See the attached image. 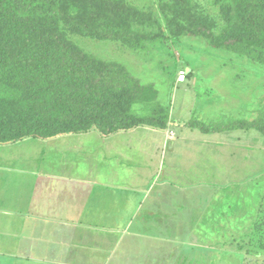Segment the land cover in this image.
I'll list each match as a JSON object with an SVG mask.
<instances>
[{
  "label": "crops",
  "instance_id": "obj_1",
  "mask_svg": "<svg viewBox=\"0 0 264 264\" xmlns=\"http://www.w3.org/2000/svg\"><path fill=\"white\" fill-rule=\"evenodd\" d=\"M168 134L138 126L0 143V264H229L237 209L223 216L220 202L237 185H222L206 133Z\"/></svg>",
  "mask_w": 264,
  "mask_h": 264
},
{
  "label": "trees",
  "instance_id": "obj_2",
  "mask_svg": "<svg viewBox=\"0 0 264 264\" xmlns=\"http://www.w3.org/2000/svg\"><path fill=\"white\" fill-rule=\"evenodd\" d=\"M224 25L192 0H161L163 24L126 0H0V143L138 126L164 129L168 109L149 108L158 97L125 66L86 52L70 33L118 40L143 49L168 32L200 36L221 51L264 64V0H221ZM145 105L148 114L135 111ZM190 120L203 132L256 129L264 135V95L246 118ZM252 223L247 251L264 258V209ZM258 241V245L253 244Z\"/></svg>",
  "mask_w": 264,
  "mask_h": 264
},
{
  "label": "rangeland",
  "instance_id": "obj_3",
  "mask_svg": "<svg viewBox=\"0 0 264 264\" xmlns=\"http://www.w3.org/2000/svg\"><path fill=\"white\" fill-rule=\"evenodd\" d=\"M160 1L126 0L138 9L151 13L153 18L163 24L159 11ZM192 1L196 9L212 19L214 30L220 31L224 25L221 0ZM69 35L86 52L103 60L120 63L140 82L155 86L158 97L149 108L160 106L168 109V137L176 136L185 141V136L201 137V133L208 135L201 137L203 140L209 139L202 147L208 152L206 156L213 152L218 158L217 175L222 185H237L238 189L233 193V201L220 202L223 216L230 215V206L237 209V218L231 232L234 233L235 226L236 232L240 233L239 254L226 255L224 259L229 264H264L262 256L249 253L247 249L250 246L246 248L254 237L252 218L255 219L261 204V210L264 209V135L252 128L222 132H203L195 128L198 135L193 134V129L186 125L196 118L211 126L212 121L246 118L254 114L264 95V64L216 49L200 36L173 37L166 32L160 39L146 42L143 49L134 50L114 39L104 40L72 33ZM181 74H184V79L179 81L178 76ZM145 109V105L135 106L139 114L150 113L151 110ZM175 128L181 133L176 132ZM72 143L68 140V144ZM203 156H198L200 163L211 162L210 157ZM203 170L211 174L213 167L208 165ZM197 178L195 174L191 178L180 177L184 181ZM207 179L208 176H205L204 180ZM223 195H228V192ZM223 230L230 231L229 222L224 224ZM253 244L258 245V241Z\"/></svg>",
  "mask_w": 264,
  "mask_h": 264
},
{
  "label": "built area",
  "instance_id": "obj_4",
  "mask_svg": "<svg viewBox=\"0 0 264 264\" xmlns=\"http://www.w3.org/2000/svg\"><path fill=\"white\" fill-rule=\"evenodd\" d=\"M184 79V74H181L180 76H178V80L182 81Z\"/></svg>",
  "mask_w": 264,
  "mask_h": 264
}]
</instances>
